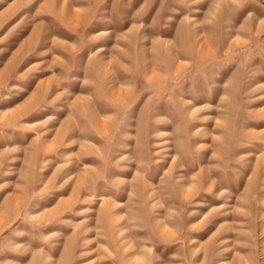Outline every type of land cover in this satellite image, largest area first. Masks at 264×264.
Listing matches in <instances>:
<instances>
[{"label":"rangeland","instance_id":"obj_1","mask_svg":"<svg viewBox=\"0 0 264 264\" xmlns=\"http://www.w3.org/2000/svg\"><path fill=\"white\" fill-rule=\"evenodd\" d=\"M0 264H264V0H0Z\"/></svg>","mask_w":264,"mask_h":264}]
</instances>
